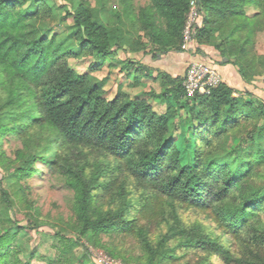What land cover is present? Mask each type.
<instances>
[{
	"label": "trees",
	"instance_id": "obj_1",
	"mask_svg": "<svg viewBox=\"0 0 264 264\" xmlns=\"http://www.w3.org/2000/svg\"><path fill=\"white\" fill-rule=\"evenodd\" d=\"M108 1L0 0V146L7 133L24 144L15 159L0 147V166L15 181L13 195L0 181L5 221L30 227L12 210L28 206L20 180L41 159L74 191L75 217L67 224L73 232L61 227L57 233L64 264L71 248L81 252L77 264H102L88 262L83 239L112 257L123 247L137 249L136 264H264V97L250 88L264 77L258 49L264 0H197L189 52L214 48L221 60L211 64L223 81L194 97L186 94L184 75H152L126 56L185 51L192 0L139 6L120 0L122 9L111 11ZM59 24L66 30L53 33ZM81 57L93 59L91 72L119 57L137 83L146 75L161 90L130 95L119 84L108 98L107 78L69 63ZM223 66L236 69L248 86L236 87ZM182 109L189 120L185 150L174 135L184 122ZM12 241L11 232L0 233V264H33L34 252L23 258Z\"/></svg>",
	"mask_w": 264,
	"mask_h": 264
},
{
	"label": "rangeland",
	"instance_id": "obj_2",
	"mask_svg": "<svg viewBox=\"0 0 264 264\" xmlns=\"http://www.w3.org/2000/svg\"><path fill=\"white\" fill-rule=\"evenodd\" d=\"M54 1L58 3L62 2V0ZM147 1L148 0H134V4L137 6L144 5ZM29 6H31V4H26L24 9L29 8ZM107 9L108 11L121 10L122 3L120 0H109L107 3ZM71 21L72 20L69 19L67 22L70 23ZM65 30V25L59 24L54 27L53 33H60ZM77 47L78 42L74 41L73 49H76ZM209 48L210 47L208 46V49ZM258 49L260 52L264 53V32H262L258 37ZM209 51L210 50H208V52ZM210 53L211 54L208 56L212 58L211 60H221L218 53H216V56L212 51ZM119 54L121 55L122 51H120ZM197 55L199 57V55L201 56V53H198ZM126 56L130 59L136 60V62L147 61L149 66L152 68V75L157 74H155L154 71L164 70L167 60L173 64V68L179 66V64H174L175 56H169L166 58V56H168L167 54L162 55L160 59H158V57L153 58L151 54L143 52H131ZM92 61L93 59L91 57H81L71 58L69 63L78 72L91 73L97 80L107 78L108 80L105 83V88L107 90L106 97L108 98L113 96L119 84H121L123 90L127 91L130 95H137L143 91L149 90H154L156 92L161 90L160 82L153 80V78L147 79L145 76H142L140 78V83H137L138 81L135 74L129 75L126 69H122L119 57L106 61L100 69L91 72L90 64ZM211 63L212 62L209 64ZM188 65L189 63L184 65L185 69L184 71H181L182 75H185ZM170 70H173L172 67H170ZM250 88L253 92L257 93L258 96L260 94L264 97V77H258ZM152 103L156 110L160 112L164 111L165 107L163 105L155 101H152ZM181 113L184 116V122L183 124H180L179 129L174 135L177 139H179L180 147L185 150L190 146V143L186 140L189 136L187 132L189 120L186 118L188 113L185 109H182ZM0 147L8 157L15 159L17 157V150L22 149L24 144L23 140L19 138V136L7 133L2 137ZM19 164V161H16L14 166H18ZM34 166L37 171H34L29 176L20 180V185H22L25 190L28 206H21V204H18L13 208L14 210H12L14 219H17V221L26 225L31 223L30 227L26 229H18L6 222L5 213L2 210L5 204H2L0 201V233L9 231L13 234L11 246L19 249L20 252H22L23 258L24 256L29 258L30 253L34 252L33 264H50L51 261L55 262V264H64V261L60 262L64 259L60 257L62 251L61 249H63L64 246L57 233L60 232L61 227L64 228L65 232L70 234L73 232L71 227L67 224L75 217L73 209L74 191L51 170L49 164L45 161L38 159L36 160ZM10 174L11 172L2 169L0 166V181H2L1 188L6 189L13 195L14 189L12 186L15 181L14 179L9 178ZM37 219L43 224L40 223L41 225L32 227L31 225L34 224ZM102 238L105 242H109L110 240L105 235ZM83 242L84 250L82 252L87 253L89 257L88 262L96 261L97 263H100V261H104V258L107 256L111 260L112 264H136L135 258L132 259L131 255L133 256L135 254H139V250L137 249L135 252H126L123 247V249H121L122 252L120 251L122 256L119 255L117 257H112L104 248L96 246L93 242L89 240L87 241L86 239H83ZM69 250L70 252H67L65 255L66 257L68 256V262L66 264H77L74 260L77 259L81 252H79L78 249L73 250V248Z\"/></svg>",
	"mask_w": 264,
	"mask_h": 264
},
{
	"label": "built area",
	"instance_id": "obj_3",
	"mask_svg": "<svg viewBox=\"0 0 264 264\" xmlns=\"http://www.w3.org/2000/svg\"><path fill=\"white\" fill-rule=\"evenodd\" d=\"M199 10L197 6V0H192L191 9L188 14L186 25L184 28V43L183 49L189 52L192 48V42H194L195 27L199 19ZM223 81V76L220 70L207 62L193 58L190 60L184 75L183 86L185 88L188 97H194L195 95H207L210 94L212 89L218 86ZM102 264H112L111 260L106 256Z\"/></svg>",
	"mask_w": 264,
	"mask_h": 264
},
{
	"label": "crops",
	"instance_id": "obj_4",
	"mask_svg": "<svg viewBox=\"0 0 264 264\" xmlns=\"http://www.w3.org/2000/svg\"><path fill=\"white\" fill-rule=\"evenodd\" d=\"M203 50H204V52H202L201 53V56L199 55V57H198V55L197 54H193V53H190V52H186V51H183V52H167V53H163V54H161V55H158V59H160L161 58V56L162 55H164V54H167L168 56H166V58L167 57H169V56H175V60H174V64L176 63L177 65L179 64V66L178 67H175V68H173V64L171 63V62H168V60H167V62H166V64H165V66H164V70H161V71H165V72H167V73H170L172 76H179V75H182V72L181 71H184V65L185 64H187V63H189L190 62V60H192L193 58H197L198 60H200L199 58H201V59H204V60H206L207 62H212V64L213 63H215V61L214 60H211L212 58H210L208 55L209 54H211L210 52L212 51L213 52V54H215V56H216V53H218L216 50H214V48H212V47H210L209 49H208V47H204L203 48ZM208 50H210L209 52H208ZM207 51V52H206ZM152 56V55H151ZM203 56V57H202ZM153 57V56H152ZM154 58V57H153ZM142 62V61H141ZM142 63H144V64H146L148 67H150L149 66V64H148V62L147 61H145V62H142ZM172 65V66H171ZM170 67H172V69L173 70H170ZM151 68V67H150ZM152 69V68H151ZM157 70V69H156ZM223 73H225V75L228 77V79H230V81L233 79L234 80V82H235V86L236 87H238V88H242V86H245L244 85V82L241 80V78H240V76H239V74L237 73V71H236V69H234V68H231V67H226V66H223ZM155 72V74L157 73V71H154ZM131 74V73H130ZM145 77L147 78V79H149L146 75H145ZM143 81V80H142Z\"/></svg>",
	"mask_w": 264,
	"mask_h": 264
},
{
	"label": "water",
	"instance_id": "obj_5",
	"mask_svg": "<svg viewBox=\"0 0 264 264\" xmlns=\"http://www.w3.org/2000/svg\"><path fill=\"white\" fill-rule=\"evenodd\" d=\"M224 59H225V60H227V58H226V57H225ZM245 86H248V85H246V84H245Z\"/></svg>",
	"mask_w": 264,
	"mask_h": 264
}]
</instances>
